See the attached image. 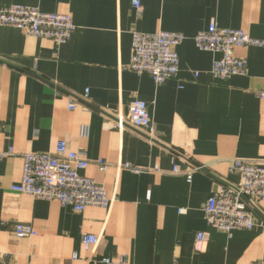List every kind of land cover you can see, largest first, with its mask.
<instances>
[{
    "label": "crops",
    "instance_id": "obj_1",
    "mask_svg": "<svg viewBox=\"0 0 264 264\" xmlns=\"http://www.w3.org/2000/svg\"><path fill=\"white\" fill-rule=\"evenodd\" d=\"M140 3L137 14L132 0H0V9L68 14L75 27L59 46L0 27V152L13 150L0 160V264L264 263L263 204L251 230L230 235L203 214L220 187L239 183L232 160L264 167V48L236 49L246 74L221 81L210 73L219 54L193 40L210 24L264 40V0ZM160 31L184 41L177 76L156 85L128 64L132 34ZM134 100L147 104L151 126L120 131L116 118ZM59 142L84 152L80 174L104 188L108 209L76 213L11 190L22 155L54 152ZM15 224L35 235L15 237ZM199 233L205 240L196 243ZM83 234L99 238L94 252L82 249Z\"/></svg>",
    "mask_w": 264,
    "mask_h": 264
},
{
    "label": "built area",
    "instance_id": "obj_2",
    "mask_svg": "<svg viewBox=\"0 0 264 264\" xmlns=\"http://www.w3.org/2000/svg\"><path fill=\"white\" fill-rule=\"evenodd\" d=\"M132 6L137 14L141 12L140 0H132ZM0 27L18 29L27 36L51 40L57 46L65 44L75 29L68 14L46 13L24 6L0 9ZM193 40L199 51L219 54L210 73L213 78L221 81L246 74V61L235 55L236 49L264 48V40L252 38L242 30L222 29L214 24L197 33ZM183 41L184 37L177 33H133L128 69L139 75L146 74L156 85L175 78L179 72L176 48ZM258 96L264 100V92H259ZM115 125L120 131L126 127L134 130L149 129L151 118L147 104L134 100L128 115L117 116ZM12 153V149L0 152V160ZM22 160L20 182L11 186L13 192L36 200L55 201L76 213L89 207H110L111 201L104 188L80 174L88 167L84 152L68 151L65 143L59 142L54 152L26 153L22 155ZM98 164L100 169L103 168V162L99 161ZM229 170L238 174L239 183L220 187L203 207L206 225L227 235L236 230H251L255 226L253 212L259 204L264 205V167L235 159L231 161ZM173 172L177 173V168ZM186 178L190 179V173L186 174ZM13 234L17 238H29L35 235V231L28 225L15 224ZM204 240L203 233L196 235V243ZM98 244L99 238L96 236L83 234L81 237V247L85 252H94ZM103 262L112 264L109 259Z\"/></svg>",
    "mask_w": 264,
    "mask_h": 264
}]
</instances>
